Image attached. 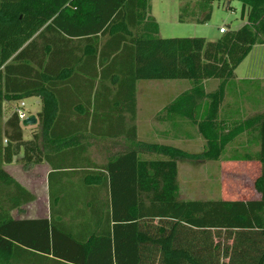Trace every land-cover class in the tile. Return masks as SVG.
<instances>
[{
  "label": "trees",
  "instance_id": "1",
  "mask_svg": "<svg viewBox=\"0 0 264 264\" xmlns=\"http://www.w3.org/2000/svg\"><path fill=\"white\" fill-rule=\"evenodd\" d=\"M236 1L245 24L211 42L160 38L149 0H0V264H151L157 255L158 264H264V115L219 120L237 68L264 45V0ZM198 3L182 7L181 23L211 19L212 0ZM210 80L220 84L206 93ZM141 81L191 82L162 121L197 128L205 142L197 159L260 164L253 185L260 199L183 200L179 161L192 155L152 145L150 152L166 159L143 160L133 149L110 160L106 192L93 194L86 212L65 221L52 194L50 219L14 220L11 213L35 197L4 166L19 157L25 166L42 162V138L71 156L62 170L79 169L80 136L136 145ZM34 97L41 100V132L25 141L18 115L5 117L7 105ZM244 134L258 150L221 160ZM212 233L232 239V248L222 239L214 245Z\"/></svg>",
  "mask_w": 264,
  "mask_h": 264
},
{
  "label": "rangeland",
  "instance_id": "2",
  "mask_svg": "<svg viewBox=\"0 0 264 264\" xmlns=\"http://www.w3.org/2000/svg\"><path fill=\"white\" fill-rule=\"evenodd\" d=\"M204 0H149L152 7V18L158 25V36L163 39L169 38H205L215 42L220 37V28L227 27L230 30L239 29L244 22L241 18L242 3L233 1L230 5L227 2L212 0V16L205 23L197 22L181 23L179 17L182 7L186 5H197ZM240 79L254 77L257 80L264 77V46H255L249 56L237 70ZM232 91L237 93L226 94L225 106L239 104L248 110L241 116L242 121L252 118H259L263 114H253L251 107L260 106L264 111V82L244 80L235 82ZM219 80L206 82L207 92L217 90ZM192 83L189 81H141L137 86L138 120V143L130 146L129 150H138L144 159H166V157L150 152V146H168L188 153L191 158H184L179 161V186L180 198L183 200H216V199H237V195H232L229 191H234L242 183L243 177L250 173L244 166L234 163L214 162L195 158L204 151V140L199 136L197 128L187 125L185 135L175 138V132L170 128V123H164L162 119L166 116V108L181 94L190 90ZM237 101V102H236ZM24 110L34 114L40 107L39 98H30L23 101ZM21 104L15 103V109ZM9 108V113H11ZM14 109V111H15ZM32 116V115H31ZM243 116V117H242ZM245 138L241 136L239 142L244 143ZM98 163L106 164L116 155L126 151V146L121 142L112 144L109 142H97L91 149ZM245 183V182H243ZM245 185V184H244ZM228 193V195L226 194ZM159 225V224H158ZM157 225L153 223V228ZM191 236L187 234V237ZM193 237L202 241L206 238L200 233L193 234ZM225 238V239H224ZM224 237L219 239L216 233L211 234L213 244L221 241L225 247L232 248L233 240ZM202 244V242H200ZM232 253V250L229 251ZM151 264H158L159 256L153 258ZM229 261V258H225ZM13 264H19L14 262Z\"/></svg>",
  "mask_w": 264,
  "mask_h": 264
},
{
  "label": "crops",
  "instance_id": "3",
  "mask_svg": "<svg viewBox=\"0 0 264 264\" xmlns=\"http://www.w3.org/2000/svg\"><path fill=\"white\" fill-rule=\"evenodd\" d=\"M150 16L152 17V10ZM258 46H264V45H258ZM239 67L237 68V70L239 69ZM237 70L235 72L236 82H242L244 80H250L253 82L254 81L264 82V77L259 78L260 80H257L254 77L249 79H240L239 76L237 75ZM206 82L204 83V86ZM206 93H212V92L206 91ZM226 100L227 97L225 96L224 101ZM7 106L11 108L10 109L11 113L10 114L7 113V115L5 116L6 118L12 115L15 109L14 103L9 104ZM41 108L42 105L40 100L39 110H37L34 114L30 113V116L32 115L37 118V114L41 111ZM261 109L263 108L260 106H255L250 108L253 114L262 115L264 111ZM244 113H248V110L242 107L241 105L233 104V105L225 106V103H223L220 109L219 120L225 121L227 122V124H230L231 122L242 121L240 115ZM21 127L23 129L25 141H30L35 134L41 132L39 128V122L37 123L36 126L33 127L24 128L22 124ZM186 127L187 125H185V122H180V127L178 128H173V126L170 124V128H172V131L176 133L175 138L177 139L180 138V135L186 134L185 133ZM241 136H244L245 141L244 143L240 142L239 144H237ZM241 136H239L234 141L236 143L232 142L230 144V146L226 150V153L221 157V160L229 159L233 157L236 152L243 154L245 149H248L251 152L258 150L257 149L258 147H256V145L250 146L247 144V139L245 134ZM78 141L79 144L81 145V148H79V152L77 153L76 156L78 158L79 169H72L73 167L69 166L67 170H62L61 168H64V166L63 167L60 166L63 165L62 164L63 162L68 163L71 160V156L65 155L64 151H60L56 147H50L46 145L44 143L43 138L40 143L42 148L41 149L42 162L38 164H29L28 166H25L22 163L18 162V160L21 159V157H19L17 158V161L13 162L12 164H6L4 166L5 171L16 182H18L23 188H25L35 197V201L27 205H23L20 208L15 209L11 213V216L14 220L23 221V220L50 219L52 194L56 198H58V202L60 204L55 206L56 210L62 208L63 210L67 211L65 221H69L68 219L70 218V215L76 214L79 210H84L86 212L87 209L86 207H88V203H89L88 201L91 198H93L92 195L103 194L104 192H106V187H108L109 185L106 172L104 171V167L105 165H107L108 162L106 164L98 163V159L96 158L94 152L91 150L94 144L97 142H109L112 144H117L118 142H121L126 146L127 150L121 152L115 157L127 153L128 151H130L129 150L130 146H132V144L128 143L124 139L108 140V139L96 138L90 135L80 136L78 138ZM240 144L242 145L240 146ZM142 159L150 161L149 159H144L143 157ZM225 163H232V162L223 161V164ZM234 164H240L250 172L247 173L242 178L243 179L242 181L245 183L239 182V186H241L240 189H238L237 187L234 191H229L232 195H237L236 197L238 198L237 199L222 198L216 200L249 201V200L260 199V196L256 194L253 185L254 182L261 175V165L258 163H249V162L248 163L234 162ZM55 169H61V170H55ZM226 194L228 195V193ZM87 219L88 217L86 216L81 218L78 217L77 221H75L74 223L81 224L82 223L81 221H85Z\"/></svg>",
  "mask_w": 264,
  "mask_h": 264
},
{
  "label": "built area",
  "instance_id": "4",
  "mask_svg": "<svg viewBox=\"0 0 264 264\" xmlns=\"http://www.w3.org/2000/svg\"><path fill=\"white\" fill-rule=\"evenodd\" d=\"M220 34H225L227 32V27H222L220 28ZM25 104L23 102H21V104L15 109V113L18 115L19 120L21 121V124L23 123V121H25L26 119H28V117H30V114L27 113L25 110Z\"/></svg>",
  "mask_w": 264,
  "mask_h": 264
},
{
  "label": "water",
  "instance_id": "5",
  "mask_svg": "<svg viewBox=\"0 0 264 264\" xmlns=\"http://www.w3.org/2000/svg\"><path fill=\"white\" fill-rule=\"evenodd\" d=\"M37 123H38L37 118L35 116H30V117H28V119H26L25 121H23L22 126L24 128L33 127V126H36Z\"/></svg>",
  "mask_w": 264,
  "mask_h": 264
}]
</instances>
